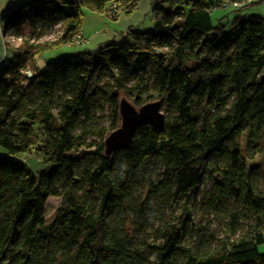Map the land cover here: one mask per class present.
I'll list each match as a JSON object with an SVG mask.
<instances>
[{
    "label": "trees",
    "instance_id": "16d2710c",
    "mask_svg": "<svg viewBox=\"0 0 264 264\" xmlns=\"http://www.w3.org/2000/svg\"><path fill=\"white\" fill-rule=\"evenodd\" d=\"M137 2L27 0L1 15L19 41L0 60V264H264V18L213 22L212 0H149L151 29L34 65L86 46L83 11L113 21ZM44 20H60L58 38L34 40ZM120 98L159 102L164 126L105 155ZM191 198L224 219L222 237L196 228Z\"/></svg>",
    "mask_w": 264,
    "mask_h": 264
},
{
    "label": "rangeland",
    "instance_id": "374dc122",
    "mask_svg": "<svg viewBox=\"0 0 264 264\" xmlns=\"http://www.w3.org/2000/svg\"><path fill=\"white\" fill-rule=\"evenodd\" d=\"M219 13L213 12L211 15V18L213 22H216V17ZM82 24L83 29L87 31L86 37L89 39V44L84 47V45H62L58 48L44 52L43 54L35 57L34 65L38 70L43 69L44 64L49 61H56L62 57H67L73 53H83L87 52L89 50L93 51V46L96 45L97 42H100L101 37H95L96 35H100L102 33H105L108 37L110 35H115L114 38H111L110 41H114L119 43L123 37H120L116 34V31L112 29L111 26H113L112 20L107 15H102L99 17V15L90 13L88 11H83L82 15ZM35 32L37 33L38 38H35L36 41H49L54 40L58 38V36L61 33V24L60 20H56L55 22H50L48 20H44L41 22H37L35 26ZM93 37V38H92ZM8 41V44L11 47H14L17 45L19 38L13 37L10 33L7 34L5 37ZM8 48V47H7ZM9 48V49H10ZM9 55V52H7ZM109 113L108 106H104L103 109V125L106 126V116ZM164 115V114H163ZM90 140V139H89ZM5 154V151L3 148L0 147V155ZM261 154H257L256 161L260 162ZM32 169V171L37 174L39 171L43 169V165L40 161L33 157H28L23 159ZM60 203V200L55 197H49L46 199L44 204L45 209V218L46 221H49L55 211V209L58 207ZM188 206L192 207L193 213H194V224L196 228L204 227L206 229V232L212 231L214 233L215 238L222 237V223L224 222V219H220L219 216L216 215L215 211L213 210H201V206L199 203L198 198H191L188 202ZM147 234H151V229L147 230ZM214 242H211V245H214ZM259 251L264 252V244L259 246Z\"/></svg>",
    "mask_w": 264,
    "mask_h": 264
},
{
    "label": "crops",
    "instance_id": "0c3cea01",
    "mask_svg": "<svg viewBox=\"0 0 264 264\" xmlns=\"http://www.w3.org/2000/svg\"><path fill=\"white\" fill-rule=\"evenodd\" d=\"M27 0H0V17L1 15L10 9H13L16 6H19L20 4L26 2ZM216 5H214L213 12H218L216 19H222L224 23L230 24L235 17H238L239 20L246 19L250 17L251 15H256L264 18V0H238L239 6L238 7H232L229 2L231 0H212ZM225 4H227L225 6ZM149 11H150V4L149 0H138L136 8L131 12L129 15H123L122 13H119L115 20L112 21L113 26L112 29L116 31V34L120 37H124L125 32L128 29H132L133 31L142 32L151 29L152 23L149 18ZM102 15H99L101 17ZM81 30L83 34L86 37L87 30L83 29V24L81 21ZM9 34L8 31L6 33H3V31L0 28V60L3 58V56L6 53V56H8L7 51L5 52L4 45L6 43V38ZM95 37H101V41L97 42L95 46H93V51H95L99 46L103 45L104 43L110 41L111 38H114L115 35H110L108 37L105 35V33L98 34ZM87 38V37H86ZM93 38V37H92ZM87 44H89V39L87 38ZM85 46V48H86ZM91 51V50H89ZM92 52V51H91ZM76 53H73L69 55L68 57L71 58L74 55H77ZM263 245V244H262Z\"/></svg>",
    "mask_w": 264,
    "mask_h": 264
},
{
    "label": "water",
    "instance_id": "95a60500",
    "mask_svg": "<svg viewBox=\"0 0 264 264\" xmlns=\"http://www.w3.org/2000/svg\"><path fill=\"white\" fill-rule=\"evenodd\" d=\"M26 75L30 77L31 72L27 70ZM118 113L120 116L119 126L103 140L105 155L128 148L133 132L138 126L148 124L157 131H161L164 126V115L160 111V104L157 101H148L139 108H135L127 100L120 98Z\"/></svg>",
    "mask_w": 264,
    "mask_h": 264
},
{
    "label": "built area",
    "instance_id": "2783aa9c",
    "mask_svg": "<svg viewBox=\"0 0 264 264\" xmlns=\"http://www.w3.org/2000/svg\"><path fill=\"white\" fill-rule=\"evenodd\" d=\"M230 3V5L232 6V7H238L239 6V2H238V0H231V2H229ZM227 4H225V6H226ZM116 6L117 5H111V8L112 9H116ZM86 42V40L85 39H80L79 41H77V45H83L84 43ZM24 73L26 74V71H24Z\"/></svg>",
    "mask_w": 264,
    "mask_h": 264
}]
</instances>
